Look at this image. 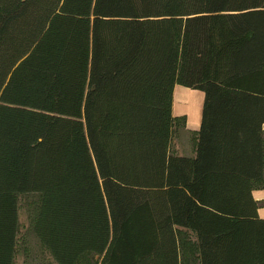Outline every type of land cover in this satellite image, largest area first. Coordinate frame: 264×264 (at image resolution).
Masks as SVG:
<instances>
[{
    "label": "trees",
    "instance_id": "16d2710c",
    "mask_svg": "<svg viewBox=\"0 0 264 264\" xmlns=\"http://www.w3.org/2000/svg\"><path fill=\"white\" fill-rule=\"evenodd\" d=\"M175 86L203 104L170 154ZM264 0H0V264L17 195L55 264H264Z\"/></svg>",
    "mask_w": 264,
    "mask_h": 264
},
{
    "label": "rangeland",
    "instance_id": "374dc122",
    "mask_svg": "<svg viewBox=\"0 0 264 264\" xmlns=\"http://www.w3.org/2000/svg\"><path fill=\"white\" fill-rule=\"evenodd\" d=\"M203 97L202 91L198 89L175 86L171 106L173 126L170 154L184 157H192L194 154L197 136L190 131L193 126H199ZM253 196L260 209L259 215L264 218V179L254 184ZM16 200L18 233L13 264H55L32 232L39 210L40 197L37 194H20L16 196ZM177 236L180 264H199L194 235L188 230L181 229L178 230ZM97 263V257L86 254L76 264Z\"/></svg>",
    "mask_w": 264,
    "mask_h": 264
},
{
    "label": "crops",
    "instance_id": "0c3cea01",
    "mask_svg": "<svg viewBox=\"0 0 264 264\" xmlns=\"http://www.w3.org/2000/svg\"><path fill=\"white\" fill-rule=\"evenodd\" d=\"M174 91V90H173ZM172 97H173V95H172ZM200 123V122H199ZM189 127V126H188ZM187 129V131H190L189 130V128H186ZM198 129H199V126H196V127H192V130L190 131V132H192V133H194V134H196L197 135V132H198ZM195 152V151H194ZM175 156H182V155H175ZM194 156V154L192 155V157ZM192 157H190V158H192ZM253 194V193H252ZM254 197V196H253ZM260 209L258 208V210H257V215H258V217L260 218V219H264L263 217H260Z\"/></svg>",
    "mask_w": 264,
    "mask_h": 264
},
{
    "label": "bare ground",
    "instance_id": "6f19581e",
    "mask_svg": "<svg viewBox=\"0 0 264 264\" xmlns=\"http://www.w3.org/2000/svg\"><path fill=\"white\" fill-rule=\"evenodd\" d=\"M185 95V94H184ZM187 95V94H186ZM186 98V97H185ZM189 105V104H188ZM190 106V105H189Z\"/></svg>",
    "mask_w": 264,
    "mask_h": 264
}]
</instances>
